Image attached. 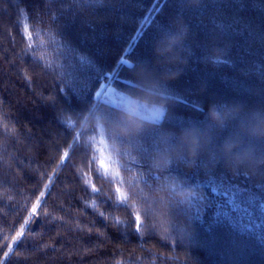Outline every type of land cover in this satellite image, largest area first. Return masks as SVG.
<instances>
[{
  "label": "trees",
  "instance_id": "trees-1",
  "mask_svg": "<svg viewBox=\"0 0 264 264\" xmlns=\"http://www.w3.org/2000/svg\"><path fill=\"white\" fill-rule=\"evenodd\" d=\"M177 20L186 63L161 80L156 48ZM161 86L162 119L121 139L118 171H105L83 118H112L123 94ZM217 100L264 109V0H0V264H264V226L213 220L215 202L235 194L260 223L264 137L239 133L251 160L226 167L216 148L238 133L233 120L191 167H150L163 133L204 126ZM172 177L198 196L181 202Z\"/></svg>",
  "mask_w": 264,
  "mask_h": 264
},
{
  "label": "clouds",
  "instance_id": "clouds-1",
  "mask_svg": "<svg viewBox=\"0 0 264 264\" xmlns=\"http://www.w3.org/2000/svg\"><path fill=\"white\" fill-rule=\"evenodd\" d=\"M186 33V28L177 20L176 30L166 35L156 48L157 62L164 66L160 75L161 80L174 79L180 75L186 60L180 56V47ZM215 61L220 60L219 55H214ZM168 90L161 86L152 89L147 94L136 95L125 93L117 105V114L108 118L101 113L86 115L82 128L91 127L95 136L89 138L90 151L95 152L96 137L102 140L100 160L106 167L100 165L105 171H111L113 166H120L119 141L136 136L143 124H158L165 112L164 105L157 103L154 97H167ZM242 107L236 102L223 100L213 101L209 104L204 119L206 124L201 126L189 122L179 132H165L160 144L150 156V167L157 171L167 168L174 159H182L186 166L191 167L197 156L205 149L210 140L212 129H221L233 120L238 121V133L226 136L217 146L218 156L226 167L234 170L251 160V151L240 143L239 133L250 137H264V109H249L242 115ZM166 187L181 202L194 199L197 191L191 186H184L176 178H168Z\"/></svg>",
  "mask_w": 264,
  "mask_h": 264
},
{
  "label": "snow or ice",
  "instance_id": "snow-or-ice-1",
  "mask_svg": "<svg viewBox=\"0 0 264 264\" xmlns=\"http://www.w3.org/2000/svg\"><path fill=\"white\" fill-rule=\"evenodd\" d=\"M25 31L27 32V27H25ZM105 87L109 88V91L113 90L112 88L109 87V84H106V85L101 86L100 90L96 92L95 95L98 97L100 94V91L104 89ZM62 89H63V86L59 89V91H62ZM65 159H66V156L64 155L63 159H61L60 161L63 162ZM95 191L96 189L93 188V192ZM214 195H218V194H214ZM118 197L121 200L123 199V197L119 195ZM241 205H243L242 202L238 200L235 194H233V199H231L230 201L229 200H225L223 202L216 201L214 204L216 211L213 212V220L216 221L218 218L223 217L224 222L227 223L231 227H236L237 225H239L240 227H246V228H251L253 227V225H255L256 227L264 226V202H261L258 205V209L260 212V223L259 224L255 223V216H254L253 211L250 209V206L243 205L242 207ZM36 207H37L36 204H35V207H33L32 205L31 211L35 212ZM132 214L135 220V228L137 231H139L142 220L137 213L133 212ZM245 216L248 217L247 224L242 223L243 217ZM203 223H204V218H201V225ZM20 236H21V232L18 231L16 232L14 236H12V240L16 241L18 237ZM9 248H11V245H9Z\"/></svg>",
  "mask_w": 264,
  "mask_h": 264
},
{
  "label": "water",
  "instance_id": "water-1",
  "mask_svg": "<svg viewBox=\"0 0 264 264\" xmlns=\"http://www.w3.org/2000/svg\"><path fill=\"white\" fill-rule=\"evenodd\" d=\"M120 62L123 63L124 65L127 66H133V61H131L130 59L126 58V57H121Z\"/></svg>",
  "mask_w": 264,
  "mask_h": 264
},
{
  "label": "rangeland",
  "instance_id": "rangeland-1",
  "mask_svg": "<svg viewBox=\"0 0 264 264\" xmlns=\"http://www.w3.org/2000/svg\"><path fill=\"white\" fill-rule=\"evenodd\" d=\"M124 57H125V56H124ZM126 58H127V57H126ZM120 63H121V62H120ZM122 64H123V63H122ZM88 114H89V113H87L86 115H88ZM86 115H85V116H86ZM100 140H102V138H100L99 141H100ZM98 146H99L100 149L102 150V148H103V144H102V143H100V144L98 143ZM112 170H113L114 172H117V171H118V169H117L115 166H113Z\"/></svg>",
  "mask_w": 264,
  "mask_h": 264
},
{
  "label": "bare ground",
  "instance_id": "bare-ground-1",
  "mask_svg": "<svg viewBox=\"0 0 264 264\" xmlns=\"http://www.w3.org/2000/svg\"><path fill=\"white\" fill-rule=\"evenodd\" d=\"M129 59V58H128ZM132 61V60H131ZM134 63V62H133ZM134 65V64H133ZM127 66V65H126ZM129 67H131V66H129Z\"/></svg>",
  "mask_w": 264,
  "mask_h": 264
}]
</instances>
